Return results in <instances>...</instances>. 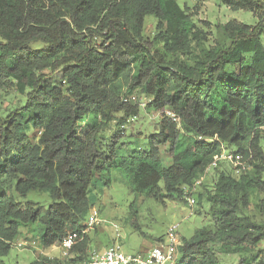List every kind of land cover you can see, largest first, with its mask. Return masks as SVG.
<instances>
[{
    "label": "trees",
    "instance_id": "trees-1",
    "mask_svg": "<svg viewBox=\"0 0 264 264\" xmlns=\"http://www.w3.org/2000/svg\"><path fill=\"white\" fill-rule=\"evenodd\" d=\"M220 2L264 14L257 0ZM149 16L153 40L143 36ZM230 27L228 44L201 48L190 67L179 58L201 39L177 0H0V95L12 88L24 99L0 116V264L21 228L37 226L42 250L83 230L89 187L104 168L126 177L136 197H182L224 147L245 169L238 179L219 175L206 196L214 226L181 239L179 264H218L213 243L225 255L260 249L264 223L247 209L252 194L264 193V15L254 26ZM134 92L147 99L144 109L160 119V131L145 152L120 159L123 131L110 140L102 134L111 122L133 121L141 105L131 102ZM164 145L167 168L159 157ZM29 192H47L50 205L13 199ZM89 242L86 235L70 250L71 262H83ZM245 264H264V256Z\"/></svg>",
    "mask_w": 264,
    "mask_h": 264
},
{
    "label": "rangeland",
    "instance_id": "rangeland-1",
    "mask_svg": "<svg viewBox=\"0 0 264 264\" xmlns=\"http://www.w3.org/2000/svg\"><path fill=\"white\" fill-rule=\"evenodd\" d=\"M264 3V0H257ZM178 5L184 8L197 29L200 41L191 44V54L180 56V60L192 66V58L200 53L201 48L214 49L228 44L227 31L224 28L240 24L254 26L264 15L261 11L248 12L233 10L223 5L220 0H177ZM152 17L145 18L143 36L153 40L157 35L156 24ZM159 50L161 46L156 45ZM35 47V46H34ZM201 54V53H200ZM172 60V57L171 59ZM61 78V72L56 74V80ZM147 99L134 92L131 102H138L140 110L133 121H127L123 127L117 122H111L102 134L104 140H110L117 131L121 130V139L115 153L118 158H127L133 153L145 152L148 138L160 131L159 118L144 109ZM23 97L10 88L0 95V116H6L12 109L22 106ZM120 117V116H118ZM122 117V116H121ZM117 118V117H116ZM118 120V119H116ZM94 120L88 119L87 123ZM29 133L31 142L35 143L38 135ZM33 134V136H32ZM225 151H232L224 147ZM159 157L164 168L171 163L169 147H159ZM221 173L238 179L240 172L227 162H220L211 168L204 176L202 184L197 187L193 199L194 206L190 210L185 200L176 195L161 193L158 201L135 196L130 189L129 180L119 174L114 168H104L99 177L94 176L88 191L89 210L83 215L81 223L86 226L91 210L97 214L98 224L88 232L90 239L86 260L91 251L103 253L114 242H118L126 255H142L165 241L166 231L173 225H178L177 235L180 239H189L195 232L204 227H213V218L210 204L206 201L208 193L212 192ZM264 179V177H263ZM162 189V186L160 185ZM15 202L24 205L32 202L35 206L44 209L50 205L51 200L47 192H29L25 197L13 194ZM264 193L252 194L249 201L248 213L256 222L264 223ZM191 213V215H189ZM36 225L20 229L19 237L11 244V250L2 258L5 264H30L41 258H53L58 264H76L71 262L75 254H64L57 247L47 250L40 249L39 236ZM211 248L217 255L218 264H245L256 262L264 256V242L258 251L249 254L225 255L220 243H213Z\"/></svg>",
    "mask_w": 264,
    "mask_h": 264
},
{
    "label": "built area",
    "instance_id": "built-area-1",
    "mask_svg": "<svg viewBox=\"0 0 264 264\" xmlns=\"http://www.w3.org/2000/svg\"><path fill=\"white\" fill-rule=\"evenodd\" d=\"M163 114L171 118L172 121H176L174 115L169 111L166 110ZM197 140L201 139L198 138ZM219 162L230 163L237 170H244L246 166L241 156L223 150L219 156L213 158L210 165L206 168L205 175L211 168L216 167ZM203 178L196 181L191 187L182 188V198L185 200L190 210L195 204L193 196L197 187L203 181ZM189 215H191V213ZM96 224H98L97 214L95 210L92 209L85 228L79 233L67 234L57 248L67 255L75 245L82 242L87 232ZM177 229L178 225L169 227L166 231L165 241L159 242L156 246L142 255H126L123 253L121 245L118 242H114L106 248L103 253L91 251L88 258L79 264H179L181 239L177 235Z\"/></svg>",
    "mask_w": 264,
    "mask_h": 264
}]
</instances>
